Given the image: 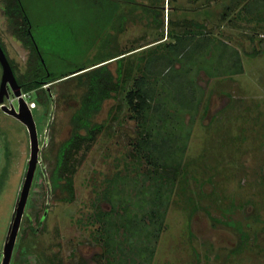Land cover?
Masks as SVG:
<instances>
[{
  "label": "rangeland",
  "instance_id": "374dc122",
  "mask_svg": "<svg viewBox=\"0 0 264 264\" xmlns=\"http://www.w3.org/2000/svg\"><path fill=\"white\" fill-rule=\"evenodd\" d=\"M136 1L160 4L157 0ZM197 1L165 0L162 9L150 7L152 3L145 6L124 0H24L35 23L37 43L53 66L75 67L111 50L131 52L124 60L122 90L116 98L107 99L93 119L104 122L105 127L74 175L73 200L55 190L51 173L58 146L70 134V119L78 102L69 98L65 85L54 87L55 112L48 130L53 99L45 97L40 103L34 100L35 92L27 98L36 104L32 110L41 162L12 264H264V0L248 4L263 6L259 16L263 20L249 14L244 20L237 15L241 4L249 0H241L225 19L219 15L230 0ZM198 4L206 14L202 12L199 19L207 23L211 37L200 42L194 39L181 61L158 74L164 85H152V104L159 105L161 98L163 110L150 111L154 136L166 133L162 149L175 150L174 158L187 146L182 158L174 162L186 165L190 158L198 161L193 171L197 180H189L191 192L187 194L182 193L178 182L166 227L159 240L152 241L156 247L153 259L137 260L130 250L131 242H135L132 233L137 227L146 235V228L132 226L133 219L153 227L148 213L157 196V181L153 180L156 173L146 150L137 151L140 132L144 131L143 118L132 117L125 96L133 79L145 71L139 57L153 50L154 46H147L163 36L166 26L172 32L186 28L188 23L169 24V11L173 19H193L199 14ZM250 12H254L252 8ZM123 13L126 15L121 20ZM0 38L19 72L25 71L29 49L9 30L1 0ZM218 39H225L229 46L226 48ZM171 40L167 37L166 42ZM141 45L147 48H139ZM235 49L241 56L243 72H237L240 62ZM117 64V60L109 63L114 73ZM223 72L228 73L220 75ZM11 102L18 105L10 89L5 103ZM190 112L195 113L194 119ZM148 122L150 125L149 118ZM30 153L28 127L0 106V264ZM186 170V175H191L189 166ZM106 211L112 220L108 230L106 221L97 218ZM127 218L129 229L120 224ZM109 235L115 240L110 252Z\"/></svg>",
  "mask_w": 264,
  "mask_h": 264
},
{
  "label": "trees",
  "instance_id": "16d2710c",
  "mask_svg": "<svg viewBox=\"0 0 264 264\" xmlns=\"http://www.w3.org/2000/svg\"><path fill=\"white\" fill-rule=\"evenodd\" d=\"M1 1L3 3L4 15L9 20V30L14 36L23 42L26 48L29 49L27 67L25 71L19 72L18 65L15 63L14 59L9 57L5 45L0 38L1 44L10 60L18 83L22 86L23 93L27 94V98L30 99V96H32L31 93L35 92L34 100L43 103L45 97L52 99L54 87L56 88L57 85H65V92L69 95V98L76 99V102H78L76 111L70 119V134L62 139V142H60L58 146L56 163L51 173V182L55 190L65 192L67 194L66 199L73 200L75 198L74 175L76 174L78 166L83 160L85 154L91 150L98 136L103 132L105 127L104 122L94 121L93 119L98 113H100L105 101L112 97L116 98L122 90L123 80L126 78V73L123 71L125 67L124 60L127 58V53L131 52V50H111L110 52L96 56L90 61L86 60L71 68H59V64L53 66L50 63V60L48 61L44 56L41 47L37 43L35 36V23L31 18L24 0ZM157 1H160V4L155 3L157 4L155 5L153 2H150V4L152 3L150 7L157 6L162 8L163 3L161 2H164L165 0ZM168 1L176 2L177 0ZM193 1L196 2L197 0ZM204 1L208 3L211 2V0ZM250 1L251 0L248 1V4ZM124 2L135 3L136 0H124ZM240 4L241 0H230L229 4H223L224 9L219 15L220 18H227L226 16L232 8L234 6L236 7V5L239 6ZM240 13L241 10L239 11V15ZM123 15L125 16L126 14H121V20H123ZM156 23L159 24L158 22ZM185 23H188L185 26L186 28L182 31L185 35L184 33L181 35H167V37H171L172 39L170 42H166L167 38L165 39L163 35L161 38L155 40L158 43L154 45L153 50L150 53L140 55L139 58L145 63V71L142 75L133 79V84L125 96L130 112H132V117L138 116L139 118H143L142 125L144 126H142V128L144 131L140 132L137 151L141 152L142 150H146L148 161L153 165L156 173L153 180L155 183L157 181L156 185L153 183L155 185L154 193H156L155 195L157 196L154 197L152 201V210L148 213L153 227L148 228V226H146L147 224L136 222V218L133 219L132 226L139 224L142 225L141 227L146 228V235L143 233L140 234L135 226L136 233H132L135 242H131L130 250L134 252V256L137 260L138 257H143V260L145 257H152L153 259L156 247L153 246L152 241L153 238L155 241H158L161 233L166 227L167 211L170 206L175 186L180 181V186L182 185V193L187 194L188 191L191 192V189L189 188L191 181L189 182V180L191 178H195L194 181L197 180V176L195 177L193 171L195 170L194 165L195 163L198 164V161L194 158H190V161L187 162L186 165L185 163L183 165L182 162H174L176 158H182L186 153L187 146L182 149L183 154L180 153L178 157L176 156L174 158L172 154L175 153V150L170 151L162 149L161 146L165 143L164 139L166 133H161V135H159L160 133H156V135H158L154 136L156 130L154 127V117L152 118L150 114V111L153 108L157 110V113L163 110V107H161V105L163 106V104H161V98L159 99V105L153 106L152 104L155 94L154 89L151 88L152 85H164V83L159 80L158 74L166 71L169 65L181 61L189 51V44H191L194 39L198 38L200 42L201 38L207 39L211 37V35H209L210 31L207 30V24L205 22L193 23V20L190 22L185 20ZM123 27L124 23L119 25L118 30L121 31ZM193 27H195V29ZM218 40H220L226 48L229 46V42L227 43L225 39ZM235 51L238 52L237 49H235ZM190 54L191 53H189V55ZM237 58L240 62L239 70L237 72H243V64L239 52ZM42 59H44V61ZM114 60H117L118 62L116 73H114L109 66V63ZM228 62H230L229 59H227V63ZM162 65H166V68L163 69ZM192 68L193 66L189 67V72H192ZM129 70H131V68H129ZM2 72L3 67L0 62V83ZM226 73L228 72H223L220 75H227ZM45 84H49L50 90H48V86H45ZM167 111H171V109H168ZM190 114H193L191 119H194L195 113L190 112ZM148 118L150 120V125L148 124ZM161 124L163 128L164 122L162 121ZM151 126H153V128ZM158 136H160L161 140H158ZM190 136L191 133L189 137ZM81 151H83V153H81V157H78V154ZM157 153H159L160 156H157ZM137 154L138 153L134 154V156L138 158L139 154ZM166 156L173 161H166L167 159L164 158ZM163 158L165 159L164 161L161 160ZM187 166L190 167L191 175H186ZM197 208L200 209V206ZM197 208H192L191 211L195 212ZM110 214L111 213L106 211L97 216L99 221H106V230H108L111 225L112 220H110ZM120 224L129 229L128 218L126 223L124 220L120 222ZM110 235L107 236L108 252H110L111 247L113 246L112 243L115 241ZM123 248L124 246L121 247V250H123ZM136 259L134 261H136Z\"/></svg>",
  "mask_w": 264,
  "mask_h": 264
},
{
  "label": "water",
  "instance_id": "95a60500",
  "mask_svg": "<svg viewBox=\"0 0 264 264\" xmlns=\"http://www.w3.org/2000/svg\"><path fill=\"white\" fill-rule=\"evenodd\" d=\"M38 48V46H37ZM44 61V59H42ZM0 62L3 67L1 83H0V106L1 109L19 120H21L27 127L30 135L31 153L28 160L27 170L25 173L22 188L20 190L18 200L15 206L13 217L9 226L6 241L3 248V257L1 264H11L14 248L17 242L18 234L20 231L23 216L25 214L26 206L28 203L30 191L35 178L38 164L41 162L39 158L41 146L40 137L38 132V126L33 114V110L29 104L28 99L24 96L22 86L18 83L10 60L0 41ZM50 90L49 84L47 85ZM10 89L15 95L18 105L13 102L10 105L5 103V99L10 98ZM53 109L51 112L50 121L48 124V130L52 124L55 112V99L53 98ZM48 131H46V134ZM46 142L43 143L44 147Z\"/></svg>",
  "mask_w": 264,
  "mask_h": 264
},
{
  "label": "crops",
  "instance_id": "0c3cea01",
  "mask_svg": "<svg viewBox=\"0 0 264 264\" xmlns=\"http://www.w3.org/2000/svg\"><path fill=\"white\" fill-rule=\"evenodd\" d=\"M198 1H200V0H198ZM198 1H197V3H198ZM169 2V1H168ZM195 2V1H194ZM137 3H139L138 1H136L135 2V4H137ZM139 4H143V5H148V4H150V2H148L147 1V3H144V2H140ZM246 4H248V1L247 2H243L242 4H241V6L239 7V11L241 10V13H240V15H239V11H238V14L237 15H239L240 16V18L241 19H244V20H246V19H248L247 18V16H249V15H252L253 17H255V19L256 20H263V18H259V16H260V14L263 12V6H259V4L257 5V6H254V5H246ZM245 6V7H244ZM172 7V6H171ZM257 7V10H254L255 8ZM258 7L260 8L261 7V12L260 11H258ZM198 8H199V14H198V16H197V18L194 16V18L193 19H191V20H193V23H202L203 21L202 20H200L199 19V16H202V12H204V15L206 16V14H205V10L204 9H202V7H201V5H199L198 4ZM242 8V9H241ZM251 8L253 9V11L254 12H250L251 11ZM162 9H164V4H163V6H162ZM174 10V9H173ZM172 10V11H173ZM243 12H244V14H243ZM136 13L138 14V10H136ZM253 13H255L256 14V16H254L253 15ZM249 14V15H248ZM164 16H165V13H164ZM166 17V16H165ZM167 17H168V13H167ZM213 17V16H212ZM166 19V18H165ZM185 20H188V22H190L191 20L190 19H187V18H183V19H173L172 17H171V13H170V11H169V24L170 23H176V24H178V25H180V24H186L185 23ZM173 21V22H172ZM212 21L214 22V18L212 19ZM206 23V22H205ZM207 24V23H206ZM194 29H195V27H193ZM166 32H164V34H162V35H164V37H165V39L167 38V36H165V35H176V34H182V33H184V32H179V31H174V32H172V31H169V29L167 28V26H166ZM184 35H185V33H184ZM199 35H202V34H199ZM153 42H155L154 43V45H156V43H158L157 41H153ZM153 42H151V43H153ZM168 42V41H167ZM148 44H150V43H148ZM148 44H146V45H148ZM146 45H143V46H140L139 48H143L144 46H146ZM154 45H151V46H147L148 48L149 47H152V46H154ZM147 47H145V48H143V50L144 49H146ZM142 50V49H141ZM128 54H130V52L129 53H127V55Z\"/></svg>",
  "mask_w": 264,
  "mask_h": 264
},
{
  "label": "built area",
  "instance_id": "2783aa9c",
  "mask_svg": "<svg viewBox=\"0 0 264 264\" xmlns=\"http://www.w3.org/2000/svg\"><path fill=\"white\" fill-rule=\"evenodd\" d=\"M24 96L27 98V94H24ZM29 104H30L31 108L36 106L35 102L29 103Z\"/></svg>",
  "mask_w": 264,
  "mask_h": 264
},
{
  "label": "flooded vegetation",
  "instance_id": "af4514ba",
  "mask_svg": "<svg viewBox=\"0 0 264 264\" xmlns=\"http://www.w3.org/2000/svg\"><path fill=\"white\" fill-rule=\"evenodd\" d=\"M37 168H38V166H37ZM37 171V170H36ZM36 175V174H35ZM31 192V191H30ZM29 200V199H28ZM28 204V203H27ZM21 228V227H20ZM19 235V234H18ZM5 244V243H4ZM16 244H17V242H16ZM15 247H16V245H15ZM4 248V247H3ZM14 251H15V248H14ZM13 256H14V252H13ZM13 256H12V260H13ZM12 260H11V262H12ZM2 262V261H1ZM12 264V263H11Z\"/></svg>",
  "mask_w": 264,
  "mask_h": 264
}]
</instances>
